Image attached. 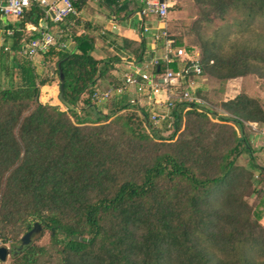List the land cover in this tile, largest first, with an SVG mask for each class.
<instances>
[{"label": "trees", "instance_id": "trees-1", "mask_svg": "<svg viewBox=\"0 0 264 264\" xmlns=\"http://www.w3.org/2000/svg\"><path fill=\"white\" fill-rule=\"evenodd\" d=\"M101 1L115 15L129 12L128 2ZM193 2L203 73L264 78V47L228 38L264 20V0ZM42 15L33 5L8 22L10 52H0V243L10 246L8 264H264V193L259 210L245 200L264 188L245 125H264L258 100L237 93L220 103L222 114L177 104L172 132L160 136L134 106L112 101L102 112L91 102L96 79L118 83L111 71L119 60L97 57L92 36L71 33L70 48L43 54L53 61L50 76L18 56L21 39L36 35L24 23ZM215 21L213 36L203 38L202 27ZM143 47L138 38L131 58ZM59 73L64 109L38 101L41 86L59 85ZM242 153L247 166L236 163ZM35 223L48 231L47 246L20 241Z\"/></svg>", "mask_w": 264, "mask_h": 264}, {"label": "built area", "instance_id": "built-area-1", "mask_svg": "<svg viewBox=\"0 0 264 264\" xmlns=\"http://www.w3.org/2000/svg\"><path fill=\"white\" fill-rule=\"evenodd\" d=\"M76 0H0V52H10V39L13 29L8 22L18 21L33 5L41 8L43 15L37 24L24 23V31L36 35L22 38L18 56L32 61L51 48L64 50L72 43V34L68 26H59L67 18H75ZM170 0H139V16L152 18L155 26L142 23L140 35L152 29L150 50L142 54L139 60L125 58L114 71L118 83L103 89L94 88L90 100L96 106L115 101L123 96L120 103L134 106L137 114L144 116V127L172 131V108L185 103L189 106L206 107L207 102L198 95L199 80L204 77L197 51H187L171 35L168 28V8ZM114 25H111V29ZM188 108V107H186ZM185 108V109H186ZM245 125L257 134L264 144V125L257 122H245Z\"/></svg>", "mask_w": 264, "mask_h": 264}, {"label": "rangeland", "instance_id": "rangeland-1", "mask_svg": "<svg viewBox=\"0 0 264 264\" xmlns=\"http://www.w3.org/2000/svg\"><path fill=\"white\" fill-rule=\"evenodd\" d=\"M169 8V28L171 31L181 38V42L193 46L192 50L198 52V56H201L199 48V40L196 35L197 24L194 22L199 17L198 7L193 2V0H170ZM111 10L107 8L101 0H84L79 8V14L76 18L77 24L72 21L73 24L68 25L70 27V32L75 34L76 32H81V29L84 25L88 24L89 32L94 34V37L100 38L99 31L101 29H107L112 23L109 19V14ZM117 18V17H116ZM144 22H146L144 20ZM141 19L137 12H134L133 15L129 16L128 20L121 21L120 26H129L132 29H137L140 25ZM214 23V22H213ZM217 22L211 26L202 27L201 33L203 38H211L213 36V31L217 26ZM67 26V22L63 23ZM117 25V23H116ZM216 25V26H215ZM252 30L247 33L240 35L238 38L229 35L228 38L233 39L235 44L243 46H255L264 47V20L257 19L252 25ZM230 41H226L228 45ZM110 51H104V55L108 54ZM111 54V53H110ZM42 56H36L31 62L37 72L43 71V73L51 75L53 71V61H48V59H43ZM43 63V64H42ZM55 80V78H54ZM51 85V84H50ZM243 92L246 95L256 98L260 103L261 107L264 110V78L257 75V73H249L240 77L230 78L226 80H218L216 78L210 77L204 74V77L199 80L198 95L204 99L208 108L217 113H221L220 103L226 99H229L235 96L237 93ZM58 86L52 85V88H39L38 101L39 102H48L49 104L58 105L59 108L64 109L63 105L59 102L57 98ZM126 96V95H125ZM123 96L122 98H125ZM222 114V113H221ZM183 129V122L180 123L178 129L175 131L173 139L178 135V133ZM249 135L250 146L252 149L251 155L253 161L259 165L264 166V144L260 137L252 132L249 128H246ZM160 136L166 137L172 131H163L160 130ZM236 163L241 166L248 165V156L245 153L239 155L236 159ZM254 186V185H253ZM255 187L259 188L260 185L255 183ZM264 188H260V193H252L245 197V200L252 205V207H260L258 201L263 196ZM264 216V209H262V214L260 218V223L264 226L262 222V217ZM29 241L37 244L47 246L49 242L48 231H36L30 235ZM0 246H4L10 249L8 243H0ZM10 251L5 255L3 261L5 264H8Z\"/></svg>", "mask_w": 264, "mask_h": 264}, {"label": "crops", "instance_id": "crops-1", "mask_svg": "<svg viewBox=\"0 0 264 264\" xmlns=\"http://www.w3.org/2000/svg\"><path fill=\"white\" fill-rule=\"evenodd\" d=\"M78 1V0H76ZM120 2H128L127 10H129L127 16L124 17V15H115L111 11L109 14V19L111 21V25H114V28L111 29V25L107 29H101L99 31L100 38L94 37L92 33H90L89 26L84 25V27L81 29V32H76L74 35L80 34V33H86L93 37L94 39V51L93 53L100 58H106L109 56L115 55L116 58H119V60L115 63L114 69L111 71V74L113 75V78H115L114 71L117 70L116 66L121 64V61L125 58H131L133 56V50L137 46V39L141 38L143 41V53L147 50H150V47L153 45V42L151 40V33L153 32L152 29L149 32L143 33L140 35V27L142 23L148 24L151 28L155 26V21L152 18H142L140 25L137 27V29H132L129 26H120L119 23L121 21L128 20L129 16L133 15L134 12L138 13L140 2L139 0H120ZM77 16L75 18H67V26L70 24H73L72 21H74L76 24V18L79 14V9H77ZM117 17V18H116ZM144 20L146 22H144ZM117 23V25H116ZM69 27V26H68ZM70 28V27H69ZM168 28H169V12H168ZM71 47V43L69 44V48ZM104 51H110L108 54H103ZM111 53V54H110ZM142 56V55H141ZM41 61V60H40ZM55 82L53 81L51 85L45 84L42 86V88H52V85H54ZM56 85V84H55ZM107 86V82L105 79L99 78L96 79L93 89H103ZM126 100V98H121L117 103L120 104V102H123ZM45 103V102H42ZM102 112H106L109 104L106 103L104 105L98 106ZM262 222H264V216L262 217Z\"/></svg>", "mask_w": 264, "mask_h": 264}, {"label": "water", "instance_id": "water-1", "mask_svg": "<svg viewBox=\"0 0 264 264\" xmlns=\"http://www.w3.org/2000/svg\"><path fill=\"white\" fill-rule=\"evenodd\" d=\"M57 98L61 103H64L63 97H62V77L61 74L59 73V85H58V94H57ZM38 225L35 223L33 225V228L31 230H29L28 232L24 233L21 237H20V241L22 243H26L29 239V235L32 233L33 230L37 231L38 230ZM9 249L4 247V246H0V259L3 260L5 255L9 253Z\"/></svg>", "mask_w": 264, "mask_h": 264}]
</instances>
